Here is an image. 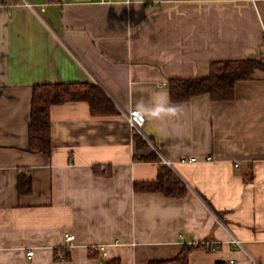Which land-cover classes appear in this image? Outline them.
I'll return each instance as SVG.
<instances>
[{
  "label": "crops",
  "instance_id": "obj_1",
  "mask_svg": "<svg viewBox=\"0 0 264 264\" xmlns=\"http://www.w3.org/2000/svg\"><path fill=\"white\" fill-rule=\"evenodd\" d=\"M30 1L45 9L0 7V264H104L91 246L148 264L191 240L220 247L194 249L189 264H264V71L237 82L231 100L174 102L167 84L208 75L213 60L260 57L264 0ZM45 82L98 84L121 113L54 105L52 152H31L33 86ZM157 104L177 111L149 116ZM134 107L159 152L137 148ZM152 152L160 161L141 159ZM165 159L188 193L136 192ZM64 247L69 258L56 257Z\"/></svg>",
  "mask_w": 264,
  "mask_h": 264
},
{
  "label": "trees",
  "instance_id": "obj_2",
  "mask_svg": "<svg viewBox=\"0 0 264 264\" xmlns=\"http://www.w3.org/2000/svg\"><path fill=\"white\" fill-rule=\"evenodd\" d=\"M257 70L264 71V48L260 57L242 59L213 60L210 63V73L206 76L194 78L167 77L171 100L174 102L188 101L192 97L209 93L214 100H231L236 96V84L241 80L253 79ZM69 101H87L92 115L120 114L121 111L98 85L91 82H45L33 86L31 102V119L29 124V151L51 154L52 122L51 108L54 105ZM137 148L148 145L147 141L137 132L134 133ZM156 152L142 156L144 160L159 159ZM136 158V157H135ZM109 168L106 173H109ZM30 177H21L19 192L21 194L32 191ZM136 192H160L168 198H182L189 186L179 176L177 171L164 162H159L158 175L155 180L135 182ZM213 244L193 246L186 241L183 249L171 259H154L148 264H189L190 254L196 248L211 249ZM65 258H69V248H60ZM59 249H56V251ZM60 252V251H59ZM56 252V257L58 256ZM91 257L100 258L104 264H122L119 256L107 259L104 251L99 247H89Z\"/></svg>",
  "mask_w": 264,
  "mask_h": 264
},
{
  "label": "built area",
  "instance_id": "obj_3",
  "mask_svg": "<svg viewBox=\"0 0 264 264\" xmlns=\"http://www.w3.org/2000/svg\"><path fill=\"white\" fill-rule=\"evenodd\" d=\"M95 1L108 2V1H111V0H95ZM17 4H24L25 6L31 8V9H34L37 12L39 11L40 13H42V11L45 9L44 7H41V8L38 9L36 7V5L33 2H31L30 0H13V2L9 1V0H0V7H4V8H11V7H13L14 5H17ZM126 115H127L129 123L131 124V126H132V128L134 130V133L137 132L138 134H140L147 141V143L149 145L154 146L155 150L157 152H159L158 151L159 149L154 145V142L152 141V139L143 130V126H144V124L146 122V116L143 113V111L140 108H138V107H134ZM210 158H211V156H207L206 157V159H210ZM190 159L194 160V161L198 160V158L195 157V156L191 157ZM181 160L185 161L186 157L181 158ZM163 162L168 164L169 166H171L173 169H175L173 167L174 164L170 160L165 159V160H163ZM74 240H75V234L67 235V237H66L67 246L73 245L74 244ZM232 242H233V244L235 246L244 247L243 246V242L241 241L240 238L232 237ZM206 243H208V242H206L205 240H191V241H189V244L193 245V246L205 245ZM212 247H213V249L219 248L220 247L219 242L213 243ZM101 249L104 251V255H105L106 252H105L104 247H101ZM33 254H34V250L33 249H30V250L27 251L28 257H32ZM59 257L60 258H64V255L60 254Z\"/></svg>",
  "mask_w": 264,
  "mask_h": 264
},
{
  "label": "clouds",
  "instance_id": "obj_4",
  "mask_svg": "<svg viewBox=\"0 0 264 264\" xmlns=\"http://www.w3.org/2000/svg\"><path fill=\"white\" fill-rule=\"evenodd\" d=\"M147 114L152 117H161L162 115L166 114H175L177 109L176 108H166L162 104H157L154 108L147 109Z\"/></svg>",
  "mask_w": 264,
  "mask_h": 264
}]
</instances>
